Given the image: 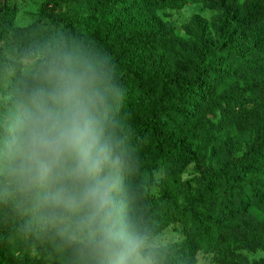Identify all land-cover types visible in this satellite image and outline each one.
<instances>
[{
  "label": "trees",
  "instance_id": "16d2710c",
  "mask_svg": "<svg viewBox=\"0 0 264 264\" xmlns=\"http://www.w3.org/2000/svg\"><path fill=\"white\" fill-rule=\"evenodd\" d=\"M189 3L215 13L192 17L185 37L169 23L154 25L156 11ZM14 16L3 4L0 137L20 82L39 63L22 73L21 61L83 54L110 69L125 93L111 112L126 151L125 216L145 237L168 227L177 234L150 247L152 264H195L198 250L215 254L216 264H264L241 253H264V0H41L29 25L14 26ZM231 131L252 133L238 155L226 143L215 148ZM188 165L194 174L182 180ZM15 233L41 264H77L32 196L0 178V264H10Z\"/></svg>",
  "mask_w": 264,
  "mask_h": 264
},
{
  "label": "clouds",
  "instance_id": "9594fccd",
  "mask_svg": "<svg viewBox=\"0 0 264 264\" xmlns=\"http://www.w3.org/2000/svg\"><path fill=\"white\" fill-rule=\"evenodd\" d=\"M37 61L0 137V178L32 196L84 264H152L149 241L124 214L126 151L111 118L124 91L83 54Z\"/></svg>",
  "mask_w": 264,
  "mask_h": 264
},
{
  "label": "rangeland",
  "instance_id": "374dc122",
  "mask_svg": "<svg viewBox=\"0 0 264 264\" xmlns=\"http://www.w3.org/2000/svg\"><path fill=\"white\" fill-rule=\"evenodd\" d=\"M41 0H0V8L5 4L8 8H11L15 12L13 25L16 27H25L32 23L37 14L39 13V6ZM215 12L204 9L198 3H189L183 6L179 10H158L155 12L156 21L155 26L160 25V23H169L173 28L174 33L178 37H185L182 27L186 24L192 17L198 16L206 19L207 21L214 15ZM134 28L136 31H143V28L135 24ZM33 61L23 60L21 61V72L25 73L32 68ZM251 132L237 133L231 131L229 133L220 136L219 140L215 144V148L224 147L225 143L231 145L234 150V155H238L246 147L249 139H251ZM217 156L214 157L212 161V166H217ZM194 174L192 165H188L183 173L181 174L182 180H187ZM155 184L149 189V192L153 195L157 193V184L161 178V171L154 172ZM144 181H146L144 179ZM55 237L59 240L62 245L66 247V250L72 256L71 259L73 263L84 264V256L79 250V247L70 243L66 236L62 235L57 226H54ZM150 243L151 247L161 246L171 243L177 239L176 232L172 231V227H168L166 230L162 231L154 237H146ZM248 260H256L258 258L264 257V253L261 251L255 252H241ZM10 264H41L37 253L34 251L33 246L27 240L21 238L18 234H14L12 237V245L10 247L9 255ZM195 264H216L217 257L213 253H204L202 250H198L194 254Z\"/></svg>",
  "mask_w": 264,
  "mask_h": 264
}]
</instances>
